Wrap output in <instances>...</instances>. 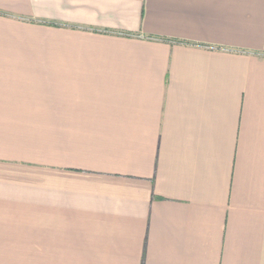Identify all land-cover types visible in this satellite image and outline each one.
<instances>
[{
	"label": "crops",
	"instance_id": "obj_1",
	"mask_svg": "<svg viewBox=\"0 0 264 264\" xmlns=\"http://www.w3.org/2000/svg\"><path fill=\"white\" fill-rule=\"evenodd\" d=\"M0 264H264V0H0Z\"/></svg>",
	"mask_w": 264,
	"mask_h": 264
}]
</instances>
